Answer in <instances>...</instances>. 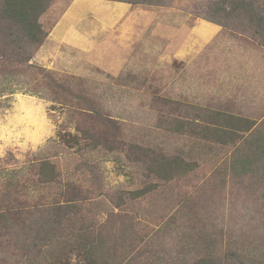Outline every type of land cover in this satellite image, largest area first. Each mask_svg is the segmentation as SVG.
Returning a JSON list of instances; mask_svg holds the SVG:
<instances>
[{"label": "rangeland", "instance_id": "rangeland-1", "mask_svg": "<svg viewBox=\"0 0 264 264\" xmlns=\"http://www.w3.org/2000/svg\"><path fill=\"white\" fill-rule=\"evenodd\" d=\"M73 1L43 15L50 32L32 65L5 81L0 66V264H195L228 249L264 264V169L232 170L239 147L264 138V45L225 15L233 40L202 49L212 60L197 81L157 49L152 66L139 56L113 74L95 52L108 33L83 52L53 31ZM133 1L155 17L167 57L197 20L219 15L218 0ZM74 3L69 19L90 16ZM42 160L55 166L52 182L40 181ZM164 160L179 164L155 169ZM67 200L76 212L42 228L39 210Z\"/></svg>", "mask_w": 264, "mask_h": 264}, {"label": "trees", "instance_id": "trees-1", "mask_svg": "<svg viewBox=\"0 0 264 264\" xmlns=\"http://www.w3.org/2000/svg\"><path fill=\"white\" fill-rule=\"evenodd\" d=\"M114 1L134 3L133 0ZM135 1L137 2V0ZM54 2L55 0H0V66L4 65L3 67H5V75L1 74L4 81L13 76V70L10 68L16 69L23 65H32V58L49 36L50 29L45 28L42 17L50 10ZM211 6L216 8L219 15L215 18H206L207 20L224 27L219 17L227 15L226 19L233 21L239 19L249 29L248 31L250 33L252 31L253 36L264 45V0H218ZM44 70L43 68L42 71L44 72ZM16 90L20 89L14 88L12 93ZM245 130L251 136L260 133L258 131L253 133V126ZM261 139L264 138L261 137L257 140L258 142L251 143L249 146L239 147L242 155L234 157L232 170H240L242 173L256 171L257 173L264 169V144ZM176 163L179 164L177 160H164L160 164L158 163L155 169L169 173ZM39 166L40 181L42 183L52 182L55 176V166L48 160H42ZM13 202L15 204L14 200ZM62 205L64 206L54 207L50 204L42 207L43 209L39 207V211L43 214L48 213L49 217L46 220L36 221H40L42 223L40 226L45 230H50L54 228L55 224H60L57 221H60L61 218L69 217L76 212L75 200H67ZM5 207L10 208L9 201L6 199ZM13 214L15 218L18 217L16 212ZM31 214L34 212L32 211ZM32 219L30 217L31 225ZM39 232L47 234L46 231L39 230ZM252 258L241 255L237 250L228 249L226 253H209L195 264H263L258 259Z\"/></svg>", "mask_w": 264, "mask_h": 264}, {"label": "crops", "instance_id": "crops-1", "mask_svg": "<svg viewBox=\"0 0 264 264\" xmlns=\"http://www.w3.org/2000/svg\"><path fill=\"white\" fill-rule=\"evenodd\" d=\"M79 1L83 12L86 11L90 16H83L84 13H82L81 16L77 14L73 18L72 14L69 19L72 11L71 6H75L76 3L74 2ZM133 7L131 3L124 1L75 0L62 18L59 19L57 25L54 26L53 31L60 29L61 33H65L61 44L66 46L67 49L83 52H92L96 48V35H106L108 33L105 43H102L95 52L97 60L106 65L108 72L113 74L124 71L131 59L132 62L136 60L135 63H138L139 56L141 58L144 56L146 60L149 58L150 63L148 61L145 63L152 66L155 49H157L159 54L163 55L162 61L164 59L169 61L172 57H175L180 60L183 69L188 74L189 67H194L193 77L195 81L201 75L207 74L208 63L212 60L198 58V54L201 53L202 49L209 43L217 42L230 45L229 43L233 40L229 34L224 33L223 26L220 24L207 19H199L193 25L189 37L181 41V45H179L173 56L167 57V50L161 47L158 39V43H155V17L152 13L147 14L144 11L131 9ZM91 14L97 19L96 21L90 19ZM120 23L121 26L119 27ZM138 49H142V54H137ZM41 51L37 53L38 56L41 55ZM220 61L224 62L221 59ZM140 64L142 65V63ZM136 73L133 75H136Z\"/></svg>", "mask_w": 264, "mask_h": 264}, {"label": "clouds", "instance_id": "clouds-1", "mask_svg": "<svg viewBox=\"0 0 264 264\" xmlns=\"http://www.w3.org/2000/svg\"><path fill=\"white\" fill-rule=\"evenodd\" d=\"M19 147L23 150H27V145L26 143L24 144H20ZM4 155V151H3V148H0V156H3Z\"/></svg>", "mask_w": 264, "mask_h": 264}]
</instances>
